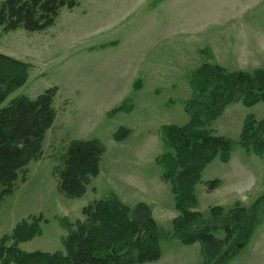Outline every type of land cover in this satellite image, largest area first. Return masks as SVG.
Listing matches in <instances>:
<instances>
[{
	"label": "rangeland",
	"instance_id": "rangeland-1",
	"mask_svg": "<svg viewBox=\"0 0 264 264\" xmlns=\"http://www.w3.org/2000/svg\"><path fill=\"white\" fill-rule=\"evenodd\" d=\"M2 0H0L1 2ZM116 45L100 47L115 41ZM206 50V51H205ZM0 52L31 64L26 82L13 98H36L57 86L56 115L43 142V156L26 167L14 192L0 207V242L15 225L41 216V233L18 245L25 251H65L63 237L79 222L83 208L115 192L126 204L151 206L161 228L172 229L180 214L169 181L156 157L164 149V124L188 121L183 101L191 96L189 76L204 62L232 70H264V0H79L63 8L55 23L42 31L0 28ZM139 81V87L134 84ZM125 103L129 111L109 110ZM264 117V100L253 106L228 105L211 128L216 135L237 140L245 118ZM130 129L122 140L114 133ZM99 139L105 146L100 172L85 194L69 197L59 189V169L73 139ZM220 184L209 188V181ZM264 193V158L236 144L231 158L212 160L195 187L198 210L212 221L210 208L250 206ZM230 242L224 229L214 230ZM9 239L6 245L13 243ZM162 255L143 264H201L199 242L177 238L160 241ZM226 264H264V208L248 243Z\"/></svg>",
	"mask_w": 264,
	"mask_h": 264
},
{
	"label": "trees",
	"instance_id": "trees-1",
	"mask_svg": "<svg viewBox=\"0 0 264 264\" xmlns=\"http://www.w3.org/2000/svg\"><path fill=\"white\" fill-rule=\"evenodd\" d=\"M79 0H2L0 28L5 31L25 29L42 31L52 26L63 8L72 9ZM117 40L100 47L116 45ZM206 51V50H205ZM31 64L0 52V104L27 80ZM191 96L183 101L188 121L182 125L164 124L161 128L163 151L156 162L163 168V179L169 181L180 214L172 221V229L161 228L152 215L151 206L143 201L134 207L123 202L115 192L83 208L86 222H79L63 237L65 251H25L19 243L41 233V216L31 215L20 220L0 242V264H143L156 261L162 255L160 241L177 238L185 244L199 242L201 264H226L244 247L264 208V193L248 207L224 206L210 208L212 221L196 208L195 187L205 167L215 158L228 162L236 144L248 154L264 158V117L257 120L248 115L237 140L216 135L212 123L225 108L241 101L250 107L264 100V70L252 72L232 70L216 62H204L189 76ZM139 87V81L134 84ZM57 86L47 88L36 98L20 95L0 107V207L12 194L26 167L43 156V142L55 120L53 98ZM129 111L125 103L109 110L110 117L119 111ZM130 129L121 126L114 133L122 140ZM105 146L99 139H73L63 155L59 169V189L69 197L85 194L87 185L100 172ZM220 184L209 181V188ZM226 231L230 239H219L214 230ZM9 239L13 243L6 245Z\"/></svg>",
	"mask_w": 264,
	"mask_h": 264
}]
</instances>
